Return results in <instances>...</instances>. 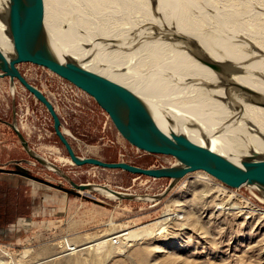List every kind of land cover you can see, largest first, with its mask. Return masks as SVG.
I'll list each match as a JSON object with an SVG mask.
<instances>
[{"label": "rangeland", "instance_id": "1", "mask_svg": "<svg viewBox=\"0 0 264 264\" xmlns=\"http://www.w3.org/2000/svg\"><path fill=\"white\" fill-rule=\"evenodd\" d=\"M206 1H210V5L205 0H200V5L204 7L203 13H214L210 17H216L221 11L226 14L241 12L244 16L239 22L232 25L227 22L222 27H231L242 35L245 34L246 39H241L249 45L252 43L248 38L253 37L264 46V19H257L251 14L258 11L254 3H263L264 0H244V6L242 0H220L221 3L216 0ZM151 2L153 18H157L159 15L156 3L154 0ZM239 3L242 4L241 7L237 6ZM138 10H133L136 13L132 11L131 14L119 13L118 17H128L127 19L135 22L144 19H139L143 13ZM247 17L249 20H246ZM212 20L206 19L205 23L210 24ZM63 27L67 29L66 25ZM148 27H152L153 31L156 29L155 25L149 24ZM94 43L86 46L90 50L91 58L102 48L98 46V42ZM113 69L116 73H126L124 71L127 70L116 66ZM0 81L4 83L0 90V167L15 170L12 161L31 159L21 146L16 133L4 123L12 121L13 99L17 114L21 113L18 94L16 92L12 95L8 79L0 78ZM37 84L40 85V82ZM21 89L23 87L17 84L16 90ZM79 104L80 106L72 107L73 111H67L66 123L63 122V128L78 156L93 157L108 163L122 161L141 168L177 165L176 160L170 156L157 158L131 146L120 136L108 115L90 96L84 94ZM30 106L36 111L38 120L31 118V123L29 121L28 124H22L26 127L23 130L17 116L18 127L24 135L28 133V128L30 131L32 129L33 138L36 136V153L54 164L62 173L61 175L51 171L31 160L33 164L24 167L32 175L72 189L63 177L66 175L78 185L108 188L152 200L121 201L106 197L98 191L95 193L76 190L81 196L71 195L19 175L0 173V264H264V192L249 186L227 189L208 177L212 186L207 189L209 194L208 191L203 193L205 185L201 183L200 177L206 174L195 172L157 200L156 197L163 195L168 188V179L156 180L120 170L74 165L55 135L53 121L45 107L36 105L33 101ZM81 110H84L82 112L85 115L79 112ZM44 117L48 120L45 121ZM34 122L36 132L33 129ZM105 122H108L106 127ZM30 146L33 148L31 144ZM228 158L232 160L233 155H228ZM211 190L216 191L211 193ZM217 190H223L225 195L217 193ZM84 196L101 201L104 205L87 201ZM230 199L235 207L241 209H231L228 202ZM248 203L258 212L245 209ZM219 207L222 208L218 209ZM10 214L13 222L6 225L3 221ZM165 214H176L179 218L169 221L164 233L156 235L157 229H154L152 235L143 241L127 242L124 239L128 238L124 237L123 240L117 239L116 243L114 240L108 241L100 248L94 246L98 242L115 238L126 230L152 226L163 219ZM68 244L72 249L76 248L69 251Z\"/></svg>", "mask_w": 264, "mask_h": 264}, {"label": "bare ground", "instance_id": "2", "mask_svg": "<svg viewBox=\"0 0 264 264\" xmlns=\"http://www.w3.org/2000/svg\"><path fill=\"white\" fill-rule=\"evenodd\" d=\"M151 1L36 0V19L55 49L90 75L155 108L181 131L191 149L226 159H230L228 155H233L231 161L264 168V107L251 102L253 99H264V46L253 37L248 38L252 43L249 45L241 39H246L245 34L231 27H222L227 22L231 25L239 22L244 15L236 11L230 14L221 11L216 17H210L214 13H203L200 0H154L159 16L153 18ZM216 1L219 3L220 0ZM242 4H246L244 0ZM242 4L236 5L241 7ZM254 4L258 11L251 14L257 19H264V2ZM133 10L142 12L139 19H144L135 22L127 16L126 19L119 18V13L131 14ZM7 13L8 0H0V52L3 56L13 55ZM209 18L213 22L206 24L205 20ZM149 24L155 25V31L148 27ZM174 34L193 40L201 55L225 67V74H217L201 64L184 44L169 38ZM95 41L103 49L91 58L86 46ZM114 66L127 69L126 73H116ZM11 93H16V87L11 88ZM177 165L180 164L177 162ZM47 168L59 173L50 165ZM200 180L205 185L204 193L212 186V181L207 174ZM97 191L117 199L108 188L92 186L90 192ZM214 192L211 190V193ZM217 193L225 195L223 190H217ZM228 202L231 209L240 208L235 207L231 199ZM244 208L258 212L249 203ZM176 218H179L176 214H165L152 226L126 230L94 246L100 248L108 241L123 240L124 237L128 238L124 239L127 242L143 241L152 235L154 229H157L156 235L164 233L166 224Z\"/></svg>", "mask_w": 264, "mask_h": 264}, {"label": "water", "instance_id": "3", "mask_svg": "<svg viewBox=\"0 0 264 264\" xmlns=\"http://www.w3.org/2000/svg\"><path fill=\"white\" fill-rule=\"evenodd\" d=\"M6 23L13 42V55L3 56L0 52V78L8 79L11 88L16 87L17 83H19L46 108L53 121L54 133L74 165L78 167L94 166L103 169L120 170L132 175L156 180L168 179L170 181L168 188L163 195L156 197L157 200L166 196L182 179L195 172H204L231 189L254 186L259 191L264 192V168L234 162L223 157L220 158L208 155L203 151L191 149L181 131L155 108L90 75L69 57L55 49L53 44L45 37L37 22L36 0H8ZM169 38L184 44L189 53L201 64L217 74H225V67L201 55L197 45L189 37L182 34H174ZM22 64L42 66L70 82L95 100L108 115L120 136L131 146L150 155L173 157L180 165L158 169L141 168L122 161L108 163L93 157L78 156L65 133L60 115L49 99L22 75L19 70V66ZM251 102L264 107V99H253ZM4 123L16 133L21 146L32 161H36L46 168L50 165L57 169L54 164L44 160L36 153L30 146L26 136L20 131L17 124L15 99H13L12 121ZM31 160L12 161L11 163L15 165V170L0 167V173L19 175L71 195L81 196L79 192H90L92 189V186L88 184H76L66 175H63V177L71 185L72 189L38 178L24 167V165L33 164ZM59 173L62 175L61 172ZM109 190L121 201L145 200L141 196L126 195ZM83 198L95 204L104 205L103 202L88 196Z\"/></svg>", "mask_w": 264, "mask_h": 264}, {"label": "built area", "instance_id": "4", "mask_svg": "<svg viewBox=\"0 0 264 264\" xmlns=\"http://www.w3.org/2000/svg\"><path fill=\"white\" fill-rule=\"evenodd\" d=\"M22 64L19 66V70L21 71L22 75L31 83L33 86L38 88L53 104L56 111L61 117L62 123H66V117L68 116L67 111H71L73 106H80L79 101L82 100L83 95H87L82 90L78 89L76 86L71 84L70 82L64 80L63 78L57 76L47 68H44L42 66H37L33 64ZM22 66V67H21ZM37 82H40V85L37 84ZM43 83H45L43 85ZM19 84V83H17ZM45 86V87H44ZM18 99H19V106L20 114H17L18 116V122L26 123L28 118H32L34 121L38 120L36 119L38 116L36 114V111L31 109L30 103H31V97L34 99V104L36 105H42L40 102H38L33 95L28 93L24 88L20 91H17ZM89 96V95H87ZM46 109V108H45ZM47 112V110H45ZM38 112V110H37ZM49 115V113L47 112ZM47 115V116H48ZM50 116V115H49ZM44 120H48L47 117H44ZM34 131L36 132V123L34 122L33 126ZM38 131L40 132L41 130ZM31 132L32 129H31ZM157 158H160L162 155H153ZM173 160H176L175 158L171 157ZM158 168H164L163 165H159ZM209 178H212L207 174ZM215 180L214 178H212ZM216 181V180H215ZM218 182V181H217ZM222 187H226L225 185L218 182ZM114 243H116V239L114 240ZM67 250H73L71 247L67 246Z\"/></svg>", "mask_w": 264, "mask_h": 264}, {"label": "crops", "instance_id": "5", "mask_svg": "<svg viewBox=\"0 0 264 264\" xmlns=\"http://www.w3.org/2000/svg\"><path fill=\"white\" fill-rule=\"evenodd\" d=\"M22 67V66H21ZM3 81H0V90H1V88H3ZM31 102L33 101L34 102V99L31 97ZM82 109H84V108H82ZM71 111H73V109H71ZM82 111H84V110H81V111H79L81 114H83V115H85V113L84 112H82ZM33 120V119H32ZM29 121H30V123H31V118L29 119L28 118V120H27V124L29 123ZM32 123H33V121H32ZM1 124V123H0ZM24 124V123H23ZM25 126V125H24ZM23 125H22V129L23 130H25L24 128H26V127H24ZM104 126L106 127V126H108V122H105L104 123ZM25 136H26V138H27V140H28V142L33 146V149L34 150H36V148L35 147H37V145L34 143V142H36V140L34 139L36 136L34 135V138H33V132L31 133V131L29 130V128H28V133H25ZM38 137L39 138H41V135H39L38 134ZM38 138V139H39ZM1 143V142H0Z\"/></svg>", "mask_w": 264, "mask_h": 264}, {"label": "trees", "instance_id": "6", "mask_svg": "<svg viewBox=\"0 0 264 264\" xmlns=\"http://www.w3.org/2000/svg\"><path fill=\"white\" fill-rule=\"evenodd\" d=\"M13 222L12 215L10 214L7 218L4 219L3 223L4 224H10Z\"/></svg>", "mask_w": 264, "mask_h": 264}]
</instances>
